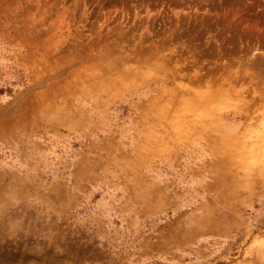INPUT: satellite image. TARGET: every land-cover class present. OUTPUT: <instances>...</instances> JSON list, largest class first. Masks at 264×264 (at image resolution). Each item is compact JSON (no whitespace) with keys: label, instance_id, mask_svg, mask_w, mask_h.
Here are the masks:
<instances>
[{"label":"rangeland","instance_id":"1","mask_svg":"<svg viewBox=\"0 0 264 264\" xmlns=\"http://www.w3.org/2000/svg\"><path fill=\"white\" fill-rule=\"evenodd\" d=\"M0 264H264V0H0Z\"/></svg>","mask_w":264,"mask_h":264},{"label":"bare ground","instance_id":"2","mask_svg":"<svg viewBox=\"0 0 264 264\" xmlns=\"http://www.w3.org/2000/svg\"><path fill=\"white\" fill-rule=\"evenodd\" d=\"M253 67V66H252Z\"/></svg>","mask_w":264,"mask_h":264}]
</instances>
